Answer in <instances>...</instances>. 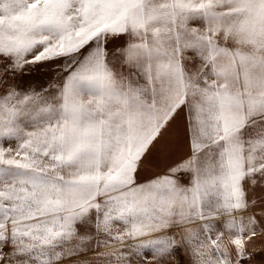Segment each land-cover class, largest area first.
Returning <instances> with one entry per match:
<instances>
[{
  "label": "snow or ice",
  "instance_id": "6c2138e0",
  "mask_svg": "<svg viewBox=\"0 0 264 264\" xmlns=\"http://www.w3.org/2000/svg\"><path fill=\"white\" fill-rule=\"evenodd\" d=\"M0 264H264V0H0Z\"/></svg>",
  "mask_w": 264,
  "mask_h": 264
}]
</instances>
